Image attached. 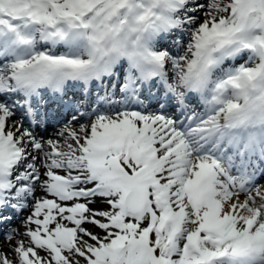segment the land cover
I'll list each match as a JSON object with an SVG mask.
<instances>
[{"label":"snow or ice","instance_id":"obj_1","mask_svg":"<svg viewBox=\"0 0 264 264\" xmlns=\"http://www.w3.org/2000/svg\"><path fill=\"white\" fill-rule=\"evenodd\" d=\"M0 264H264V0H0Z\"/></svg>","mask_w":264,"mask_h":264}]
</instances>
